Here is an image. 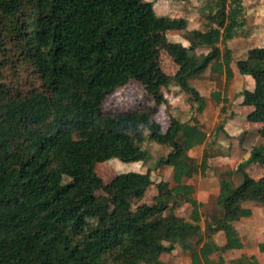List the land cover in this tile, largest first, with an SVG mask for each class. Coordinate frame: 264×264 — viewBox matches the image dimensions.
I'll use <instances>...</instances> for the list:
<instances>
[{"label":"trees","instance_id":"trees-1","mask_svg":"<svg viewBox=\"0 0 264 264\" xmlns=\"http://www.w3.org/2000/svg\"><path fill=\"white\" fill-rule=\"evenodd\" d=\"M243 1L206 4V22L194 31L184 17H139L153 11L149 0H0V264H169L162 255L176 246L191 264H214L215 253L244 248L236 222L252 215L246 203L264 205V176L244 170L264 164V41L256 54L236 60L243 76L262 82L243 89L240 104L252 108L249 121L262 124L263 142L239 164L237 187L220 181V211L205 228L195 186L185 180L206 170V155L199 163L189 151L206 142L207 132L175 116L164 131L144 109L104 108L110 94L156 67V34L184 30L189 45L178 42L171 53L175 78L202 110L204 98L191 79L207 68L233 76L226 33L240 22ZM171 81L167 73L158 78L165 87ZM151 93L158 105L167 102L162 90ZM148 143L170 148L155 163L172 168L174 185L156 186L168 203L188 202L190 219L176 214L175 205L164 214L169 204L142 202L155 181L150 170L116 175L118 215L99 204L97 160L147 162ZM87 211L99 221L93 228L82 219ZM219 230L223 244L213 238ZM230 264L264 263L243 254Z\"/></svg>","mask_w":264,"mask_h":264},{"label":"rangeland","instance_id":"rangeland-1","mask_svg":"<svg viewBox=\"0 0 264 264\" xmlns=\"http://www.w3.org/2000/svg\"><path fill=\"white\" fill-rule=\"evenodd\" d=\"M154 3L151 13H139V17L148 18L153 15H165L171 17H184L188 20V30L197 31L206 22L203 11L209 0H149ZM244 8L240 22H235L227 33V45L232 51L233 62L231 67L233 76L229 77L223 69L214 72L207 68L202 74L191 79L192 85L204 98V107L200 110V102L191 94L181 89L175 74L178 66L174 63L171 53L177 40H185L184 30L167 31L158 33L155 41L161 49L160 58L156 67L144 79H132L130 82L110 94L105 101V110L118 112L124 110L144 109L150 112L152 118L159 122L163 130H167L171 116H175L184 122L196 121L206 132L207 140L189 151L200 163L206 155L208 165L204 174L195 175L186 179L187 183L195 186L194 197L202 203L203 214L201 225L206 227V222L220 211L218 195L220 181L227 179L233 187H237L243 180L239 164L249 157L251 148L263 142L259 130L262 126L259 122H251L247 114L251 107L240 104L241 91L245 88L256 89L261 87V79L253 75L243 76L237 67L236 60L245 57L248 50L252 54L262 47L264 41V0H244ZM208 4H214L210 0ZM207 4V5H208ZM210 8L207 7V11ZM222 47V46H221ZM208 48H198V53L208 52ZM254 52V53H253ZM161 73L172 76L169 86H162L158 82ZM259 79V80H257ZM160 89L167 97V102L158 105L153 98L151 90ZM153 158L147 162L125 163L118 159L109 161L97 160L96 173L103 180V188L95 192L100 205H108V211L113 215L119 214L118 195L120 190L115 182L116 175L127 171L146 172L151 171L154 184L149 186L142 202L160 206L169 204L164 214L169 212L170 204L175 205V213L190 219L192 206L188 202L168 203L163 195H159L156 184L160 181H172V168L170 166L157 167L156 159L167 155L168 146L148 143ZM244 170L254 178L264 176V166L252 162ZM254 210V216L242 218L236 222V227L245 248L242 250H225L223 253H215L212 256L214 264H230L241 254L257 252L258 260L264 263V253L257 250L260 242L264 241V205L257 202H248ZM160 214V213H159ZM97 215V213L95 214ZM88 228L98 225L96 216H89L88 211L82 216ZM162 234V231H161ZM218 244H223L222 231L213 234ZM162 260L169 264H191V259L184 254L178 246L169 253L162 255ZM145 264V263H142Z\"/></svg>","mask_w":264,"mask_h":264},{"label":"crops","instance_id":"crops-1","mask_svg":"<svg viewBox=\"0 0 264 264\" xmlns=\"http://www.w3.org/2000/svg\"><path fill=\"white\" fill-rule=\"evenodd\" d=\"M171 31H174V30H171ZM177 42H182L184 45H189V41L188 40H177ZM251 51H253L252 49H250V50H248V54L250 55L251 54ZM247 77H250V75H247ZM246 107H249V106H246ZM257 163H259V164H261V165H263L264 166V164L262 163V162H257ZM262 177V176H261ZM253 211V213H252V215L251 216H254V210H252ZM250 218V217H249ZM238 228V227H237ZM238 230H239V228H238ZM219 231H221V230H219ZM244 242V241H243ZM264 242V241H263ZM260 243H262V242H260ZM259 243V244H260ZM244 244H245V242H244ZM259 244H258V246H257V250L259 251V252H261V253H264V251H260L259 250ZM244 248H245V246H244ZM243 249V248H242ZM242 249H234V250H232V251H236V250H242ZM231 251V250H230ZM256 253L257 252H253L252 254H246V253H243V254H246V255H255L256 256V258L258 259V256L256 255ZM243 254H241V255H243ZM240 255V256H241ZM239 256V257H240ZM238 258V257H237Z\"/></svg>","mask_w":264,"mask_h":264}]
</instances>
